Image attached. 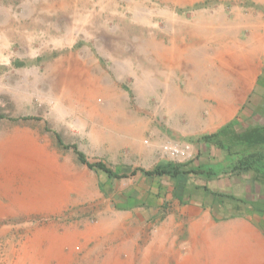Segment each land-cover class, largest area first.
<instances>
[{"label": "rangeland", "instance_id": "obj_1", "mask_svg": "<svg viewBox=\"0 0 264 264\" xmlns=\"http://www.w3.org/2000/svg\"><path fill=\"white\" fill-rule=\"evenodd\" d=\"M163 1L0 0V264H229L201 249L228 223L183 215L173 181L145 172L183 165L164 148L206 136L217 101L199 97L248 79L202 29L256 23L261 0H173L167 19Z\"/></svg>", "mask_w": 264, "mask_h": 264}, {"label": "crops", "instance_id": "obj_2", "mask_svg": "<svg viewBox=\"0 0 264 264\" xmlns=\"http://www.w3.org/2000/svg\"><path fill=\"white\" fill-rule=\"evenodd\" d=\"M260 4L256 23L242 21L239 26L221 25L220 31L203 32L206 42L223 47L221 65L228 67L227 58L245 63L248 79L232 89L236 93L229 95L230 99L206 93L199 97L217 101L209 106V117L201 127L205 135L214 138L194 143L192 161L181 165L184 173L155 177L173 181L171 204L183 215L207 221L210 216L228 223L214 229L208 222L207 232L201 233V249L212 250L214 261L229 264H264V179L253 169L237 167L240 160L259 157L264 169V0ZM242 28L251 30L246 45L238 38ZM195 117L189 120L195 121ZM222 245L228 247L229 255L216 259ZM243 250L244 255L237 253Z\"/></svg>", "mask_w": 264, "mask_h": 264}, {"label": "trees", "instance_id": "obj_3", "mask_svg": "<svg viewBox=\"0 0 264 264\" xmlns=\"http://www.w3.org/2000/svg\"><path fill=\"white\" fill-rule=\"evenodd\" d=\"M214 138V135H206L203 137V140H211ZM77 154L79 156V159L82 163L88 165L89 168H91L92 170H96V171H99V172H104L105 174H107L110 178H126L127 175H117L115 174L112 169L110 167H108L106 164L100 162V163H89L87 160H86V157L77 151ZM261 160L262 158H256V159H252L251 157L250 158H247L245 160H240L238 162V166L239 168H242V169H246V170H249V169H253L257 172V175L258 176H262V178L264 179V169L261 167ZM183 166L181 165H171L169 167H158L156 168L155 170L153 171H146L145 174L149 177H162V176H171V177H176L178 176L179 174H182L184 173L185 171H182V168ZM138 172L137 171H133L130 175V176H135Z\"/></svg>", "mask_w": 264, "mask_h": 264}, {"label": "bare ground", "instance_id": "obj_4", "mask_svg": "<svg viewBox=\"0 0 264 264\" xmlns=\"http://www.w3.org/2000/svg\"><path fill=\"white\" fill-rule=\"evenodd\" d=\"M114 1V0H113ZM171 2H173V0H164L163 2H161L162 4H164V6L167 8V9H162V10H160L159 11V15H162V17L163 18H168L169 16H171V11H170V8H169V3H171ZM177 2H179V0H177ZM107 6L108 7H110L111 6V4H110V2H108L107 3ZM117 19H119V18H117ZM86 20H88V17H86ZM126 28V27H125ZM126 31H127V28H126ZM202 31L204 32H212L213 31V29H211V28H208L207 30H204V29H202ZM69 32V31H68ZM239 33V32H238ZM101 38V37H100ZM108 41V40H107ZM263 41V40H262ZM99 43H100V48H105L106 46H107V48L109 49V47H108V45L107 44H110V43H108V42H106V39H103V38H101L100 40H99ZM111 49V48H110ZM109 49V50H110ZM162 52H161V54H160V57L161 58H163V59H168V58H171L172 56V54H177L176 52H177V50H172V51H170V50H168V49H166V48H161L160 49ZM98 51H100L101 52V49H98ZM115 51L116 52H119L118 51V49L116 48L115 49ZM176 51V52H175ZM175 52V53H174ZM177 55H180L179 53L177 54ZM175 56H173V58H174ZM37 76V75H36ZM37 84V82H36V80H34V82H33V85H36ZM40 85H41V87H42V89L41 90H43L46 86H47V84L44 82V81H41L40 82ZM41 90H37L38 92H40ZM47 89H44L43 91H44V93H48V94H51V92H49V91H46ZM35 96H37V97H44L43 96V94H38L37 92H34L33 93ZM97 101V100H96ZM61 111H62V109H61ZM217 123V122H216ZM250 246V245H249ZM254 251V250H253ZM187 264H191V263H187Z\"/></svg>", "mask_w": 264, "mask_h": 264}, {"label": "built area", "instance_id": "obj_5", "mask_svg": "<svg viewBox=\"0 0 264 264\" xmlns=\"http://www.w3.org/2000/svg\"><path fill=\"white\" fill-rule=\"evenodd\" d=\"M165 155L177 162H186L192 159L193 146L190 144H168L164 148Z\"/></svg>", "mask_w": 264, "mask_h": 264}]
</instances>
